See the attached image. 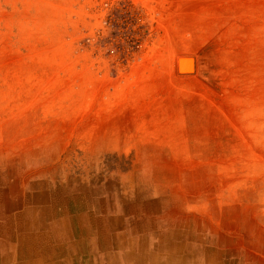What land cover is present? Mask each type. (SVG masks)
Wrapping results in <instances>:
<instances>
[{"label":"rangeland","instance_id":"374dc122","mask_svg":"<svg viewBox=\"0 0 264 264\" xmlns=\"http://www.w3.org/2000/svg\"><path fill=\"white\" fill-rule=\"evenodd\" d=\"M139 248L264 264V0H0V264Z\"/></svg>","mask_w":264,"mask_h":264},{"label":"bare ground","instance_id":"6f19581e","mask_svg":"<svg viewBox=\"0 0 264 264\" xmlns=\"http://www.w3.org/2000/svg\"><path fill=\"white\" fill-rule=\"evenodd\" d=\"M177 59V58H176ZM178 59H180V57L178 58ZM177 59V60H178ZM188 59V58H187ZM187 59H180V64L178 65L179 67H180V71H181V73L183 74V75H185V76H187L188 77V75H190V74H193L195 71H194V65H193V62L192 61H188ZM178 62V63H179ZM177 63V64H178ZM197 63V62H196ZM197 64H199V63H197ZM175 65H176V60H175V62H174V68H173V70H174V72H176L175 71ZM203 65V66H202ZM177 66V65H176ZM177 66V67H178ZM195 67H196V65H195ZM208 68H209V63H208V61H206V60H203V61H201L200 62V68H199V73H202V72H204V71H206V70H208ZM178 69V68H177ZM179 72V71H178ZM176 74V73H175Z\"/></svg>","mask_w":264,"mask_h":264},{"label":"crops","instance_id":"0c3cea01","mask_svg":"<svg viewBox=\"0 0 264 264\" xmlns=\"http://www.w3.org/2000/svg\"><path fill=\"white\" fill-rule=\"evenodd\" d=\"M162 249H164V248H168L167 247V245H163V246H160ZM87 248H85L84 249V252H87ZM171 252V251H170ZM170 252H169V254H170ZM169 254H168V256H169ZM147 255V253L145 252V251H142V249H137L136 251H130V252H127V253H124V254H121V253H119V252H116V253H114L113 254V257H124V258H129L130 260V264H136L137 263V261L139 260V261H142V259L145 257ZM113 257H112V259H113ZM114 262V260H112V262H111V264ZM38 263L39 264H43L44 263V261L42 260V261H39L38 260ZM75 263V262H74ZM35 264V263H34ZM44 264H47V263H44ZM85 264H90V263H85Z\"/></svg>","mask_w":264,"mask_h":264}]
</instances>
